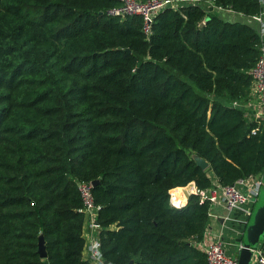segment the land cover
Masks as SVG:
<instances>
[{"label": "trees", "instance_id": "16d2710c", "mask_svg": "<svg viewBox=\"0 0 264 264\" xmlns=\"http://www.w3.org/2000/svg\"><path fill=\"white\" fill-rule=\"evenodd\" d=\"M211 1L159 11L147 36L141 16L108 14L119 0H0V264H92L78 185L95 181L106 262L208 264L211 203L178 209L171 190L264 173V122L234 106L261 37L216 11L263 6Z\"/></svg>", "mask_w": 264, "mask_h": 264}, {"label": "built area", "instance_id": "2783aa9c", "mask_svg": "<svg viewBox=\"0 0 264 264\" xmlns=\"http://www.w3.org/2000/svg\"><path fill=\"white\" fill-rule=\"evenodd\" d=\"M122 5L118 8H114L108 11V14L113 17H124V16H141L144 20V32L148 36L151 34V27L154 22V16L159 13V11L172 8L178 9L182 6H197L201 5L204 7L214 8L213 1L211 0H148L147 2L136 1V0H119ZM217 9L225 10L218 7ZM227 12L235 13L231 10H225ZM241 15V14H240ZM250 22H258L259 27L257 31L259 37H261V43L259 45V60L257 65L250 71L254 83L250 91V104L253 111V116L250 117L251 122H264V12L260 15L248 17ZM235 107L242 106L245 110H248V105L246 104H234ZM257 130L254 129L252 134H256ZM255 177V176H254ZM250 177L239 181L236 185L229 187H220L218 184L214 185L212 188L199 191L194 183L189 184L183 188H175L171 190V205L175 208H183L187 203L191 195H199L201 197V202L209 201L211 207L224 200L226 207L230 210L241 208L248 201V195L243 192L242 188L246 185L248 180L254 179ZM80 196H82L83 209L81 210L86 216V225H88L89 230L83 233L86 239L85 250L88 254L87 260L92 264H106V261L101 253V243L97 235H95V230L100 226L96 225L98 221L97 212L99 208L95 203V197L92 194L93 184L91 183H80L79 185ZM263 186V181L260 179L255 182V187L252 190L255 196H259ZM188 188L189 192L186 194L183 189ZM182 190V191H180ZM184 193V194H183ZM183 194V195H182ZM185 196V197H184ZM211 212V211H210ZM213 216L212 212L210 217ZM264 241H262L263 243ZM260 243L256 248L252 249L253 257L251 264H264V251L261 249ZM198 248L205 252L207 255L208 264H238V258L233 255H229L227 250H225L224 242L220 240H214L211 242H205L198 245ZM108 264H110L108 262Z\"/></svg>", "mask_w": 264, "mask_h": 264}, {"label": "crops", "instance_id": "0c3cea01", "mask_svg": "<svg viewBox=\"0 0 264 264\" xmlns=\"http://www.w3.org/2000/svg\"><path fill=\"white\" fill-rule=\"evenodd\" d=\"M262 6H264V0H261ZM221 18L230 22L242 21L254 28L259 27L258 22H250L248 18L243 17L239 13L227 12L225 10L217 9ZM251 101V100H250ZM247 102L248 110H246L249 115L247 118L253 116V111L251 107V102ZM213 176V175H212ZM263 181V186L259 196H255L252 190L255 187V182L259 180ZM215 185H217L216 179L214 180ZM189 187V186H188ZM243 192H245L249 197L248 201L238 209H228L226 207L225 201H219L214 204L211 208L212 215L210 217L209 226L206 230L205 242H211L214 240H220L224 242L225 250L229 255H235L239 257L241 249L243 246L244 238L247 234V228L251 220L253 219L254 214L258 205L262 201L264 193V173H261L258 176H255L254 179L248 180L246 185L241 187ZM182 191V190H180ZM184 194V193H183ZM182 194V195H183ZM185 197V196H184ZM89 230L88 225H84L83 233H86ZM99 228L95 230V235L99 237L98 234ZM264 241V239H263ZM262 243V242H261ZM84 259L87 260L88 254L86 250L83 251Z\"/></svg>", "mask_w": 264, "mask_h": 264}, {"label": "water", "instance_id": "95a60500", "mask_svg": "<svg viewBox=\"0 0 264 264\" xmlns=\"http://www.w3.org/2000/svg\"><path fill=\"white\" fill-rule=\"evenodd\" d=\"M211 11L214 8H210ZM264 12V6H263ZM194 160L198 167L201 169H208L209 163L204 158H200L198 156H194ZM99 181L93 182V186H96ZM96 225L99 226V222H96ZM247 234L243 241V246L241 249V253L238 257V264H251V260L253 257L252 249L256 248L264 239V193L262 197L261 203L258 205L256 209V213L251 220L249 227L247 228ZM39 255H41L42 259H46V249H45V240L44 237L41 236L39 240ZM108 264V262H106Z\"/></svg>", "mask_w": 264, "mask_h": 264}, {"label": "rangeland", "instance_id": "374dc122", "mask_svg": "<svg viewBox=\"0 0 264 264\" xmlns=\"http://www.w3.org/2000/svg\"><path fill=\"white\" fill-rule=\"evenodd\" d=\"M234 257H235V255H234Z\"/></svg>", "mask_w": 264, "mask_h": 264}]
</instances>
